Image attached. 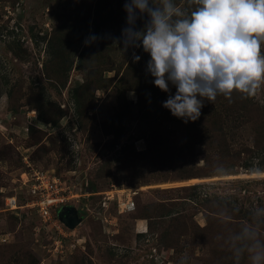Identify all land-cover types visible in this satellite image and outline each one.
<instances>
[{
    "label": "rangeland",
    "instance_id": "obj_1",
    "mask_svg": "<svg viewBox=\"0 0 264 264\" xmlns=\"http://www.w3.org/2000/svg\"><path fill=\"white\" fill-rule=\"evenodd\" d=\"M124 3L0 0V264H250L243 229L264 242V85L173 116L175 86L160 90L149 54L117 40ZM39 171L65 182L75 227L5 204L25 205Z\"/></svg>",
    "mask_w": 264,
    "mask_h": 264
},
{
    "label": "clouds",
    "instance_id": "obj_2",
    "mask_svg": "<svg viewBox=\"0 0 264 264\" xmlns=\"http://www.w3.org/2000/svg\"><path fill=\"white\" fill-rule=\"evenodd\" d=\"M186 12L174 0H125L124 50L148 53L146 71L160 90L176 92L162 106L187 123L201 115L204 99L233 93L255 96L264 85V0H187ZM145 16L147 19H145ZM175 18V19H174ZM137 20L143 27L136 28ZM103 37L90 35L85 46ZM134 61L140 57L133 54ZM134 92L129 93L134 97ZM250 264H264V242L253 226L243 229Z\"/></svg>",
    "mask_w": 264,
    "mask_h": 264
},
{
    "label": "built area",
    "instance_id": "obj_3",
    "mask_svg": "<svg viewBox=\"0 0 264 264\" xmlns=\"http://www.w3.org/2000/svg\"><path fill=\"white\" fill-rule=\"evenodd\" d=\"M31 178V188L27 191L25 205L19 204L15 196H7L5 204L11 209L28 206L39 216L41 221L59 228L63 222L59 218L60 210L68 204L69 195L65 182L57 177L49 176L44 172H36ZM121 210H128L133 203H119Z\"/></svg>",
    "mask_w": 264,
    "mask_h": 264
},
{
    "label": "water",
    "instance_id": "obj_4",
    "mask_svg": "<svg viewBox=\"0 0 264 264\" xmlns=\"http://www.w3.org/2000/svg\"><path fill=\"white\" fill-rule=\"evenodd\" d=\"M60 220L69 228L75 227L80 219L77 217L75 208L73 206H64L59 212Z\"/></svg>",
    "mask_w": 264,
    "mask_h": 264
}]
</instances>
